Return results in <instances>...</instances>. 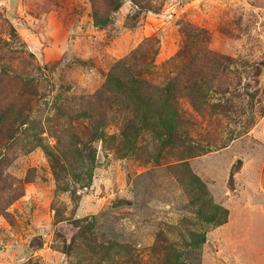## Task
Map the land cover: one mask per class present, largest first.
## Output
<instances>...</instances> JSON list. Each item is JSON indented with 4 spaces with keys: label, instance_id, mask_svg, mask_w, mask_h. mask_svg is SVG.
<instances>
[{
    "label": "rangeland",
    "instance_id": "374dc122",
    "mask_svg": "<svg viewBox=\"0 0 264 264\" xmlns=\"http://www.w3.org/2000/svg\"><path fill=\"white\" fill-rule=\"evenodd\" d=\"M0 264H264V0H0Z\"/></svg>",
    "mask_w": 264,
    "mask_h": 264
},
{
    "label": "trees",
    "instance_id": "16d2710c",
    "mask_svg": "<svg viewBox=\"0 0 264 264\" xmlns=\"http://www.w3.org/2000/svg\"><path fill=\"white\" fill-rule=\"evenodd\" d=\"M124 76L126 75H121L120 71L112 73L111 74V79L108 80V84L111 85L112 83H115L117 85V91H119L121 89L122 90H126L127 88L131 89L133 86H136L133 88V92L136 95V98H139V95L142 94L141 90L137 87V84L140 82L138 81L137 78L131 77L129 75L126 76V78H124ZM111 80V81H110ZM161 92V91H159ZM160 101V100H158ZM156 99L154 101L149 100L146 103L147 107H151V105L156 106L157 102Z\"/></svg>",
    "mask_w": 264,
    "mask_h": 264
}]
</instances>
